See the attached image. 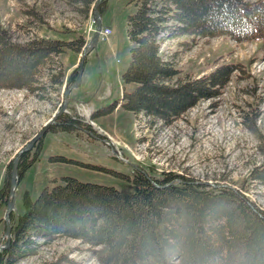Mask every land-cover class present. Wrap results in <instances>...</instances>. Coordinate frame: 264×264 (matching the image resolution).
<instances>
[{
  "label": "rangeland",
  "instance_id": "374dc122",
  "mask_svg": "<svg viewBox=\"0 0 264 264\" xmlns=\"http://www.w3.org/2000/svg\"><path fill=\"white\" fill-rule=\"evenodd\" d=\"M92 4L85 10L84 0H0V28L18 43L83 38V46L95 28ZM135 9L133 1L110 0L104 14L98 13L106 31L85 54L78 81L71 73L81 51L63 44L61 51L43 58L28 85L0 86V187L19 149L58 110L53 123L62 114L74 120L69 130L51 123L25 150L30 162L18 172L10 241L3 250L24 209L23 194L34 199L44 188L64 183L66 175L123 188V175L136 169L149 178L175 174L178 182L185 177L206 188L231 187L264 216V183L254 177L264 160V37L236 40L227 34L174 32L166 25L157 43L160 58L176 69L170 82L197 78L224 64L233 70L212 96L197 98L163 120L122 105L124 91L136 85L122 78L132 45L126 15ZM172 22L169 18L167 24ZM112 102L110 111L94 116ZM5 208L6 202H0V241L6 239ZM57 234L35 236L36 250L10 259L4 254L0 264H100L89 242Z\"/></svg>",
  "mask_w": 264,
  "mask_h": 264
},
{
  "label": "trees",
  "instance_id": "16d2710c",
  "mask_svg": "<svg viewBox=\"0 0 264 264\" xmlns=\"http://www.w3.org/2000/svg\"><path fill=\"white\" fill-rule=\"evenodd\" d=\"M129 1L136 9L126 15L132 45L122 78L136 85L124 91L122 105L133 112L167 120L197 98L212 96L233 70V65L224 64L206 75L170 82L176 69L160 58L157 43L166 25L174 32L227 34L236 40L264 37V0ZM92 2L84 0L85 10ZM105 3L100 1V12ZM63 44L80 51L83 38L18 43L0 28V86L28 85L43 58L61 51ZM71 74L74 79L76 70ZM114 105L100 108L94 116ZM58 121L51 127L74 126L65 114ZM27 155L23 152L18 160L20 174L29 165ZM256 169L255 179L264 183V160ZM10 171L11 163L0 187L2 203L7 202ZM123 177V188L66 175L64 183L44 188L34 199L25 192L13 239L0 259L4 254L10 259L33 252L39 245L35 236L51 239L63 232L94 246L100 264H264V216L233 188H206L185 177L178 182L175 174L149 178L138 169Z\"/></svg>",
  "mask_w": 264,
  "mask_h": 264
},
{
  "label": "water",
  "instance_id": "95a60500",
  "mask_svg": "<svg viewBox=\"0 0 264 264\" xmlns=\"http://www.w3.org/2000/svg\"><path fill=\"white\" fill-rule=\"evenodd\" d=\"M101 0H95L93 6H92V11L93 14L95 16L96 19V27H95V31L93 32L90 40L83 46L82 52H81V56H80V60L77 66V76H76V81H78L81 78V74H82V70L84 67V56L87 52V50L89 49V47L91 45H93L95 43V41L98 38V34L101 28V22H100V18H99V14H98V10H97V6L100 3ZM61 112V110H58L43 126L42 128L23 146L19 149V151L16 153V155L14 156L12 163H11V180H10V187H9V199L7 201L6 204V208H5V212H4V219L6 222V239L3 242H0V250L4 249L10 241V224L8 223L9 220V216L11 214V211L14 207V203H15V186H16V182L18 180V177L16 175L17 173V160L19 158V156L21 155V153L23 151H25L26 149L30 148V146L33 144V142L39 138L40 136L43 135V133L47 130V128L50 126L51 123L54 122L56 116Z\"/></svg>",
  "mask_w": 264,
  "mask_h": 264
},
{
  "label": "crops",
  "instance_id": "0c3cea01",
  "mask_svg": "<svg viewBox=\"0 0 264 264\" xmlns=\"http://www.w3.org/2000/svg\"><path fill=\"white\" fill-rule=\"evenodd\" d=\"M109 1L110 0H107V3H106V5H105V7L107 8V6H108V4H109ZM104 10H105V8H104ZM104 14V13H103Z\"/></svg>",
  "mask_w": 264,
  "mask_h": 264
},
{
  "label": "built area",
  "instance_id": "2783aa9c",
  "mask_svg": "<svg viewBox=\"0 0 264 264\" xmlns=\"http://www.w3.org/2000/svg\"><path fill=\"white\" fill-rule=\"evenodd\" d=\"M106 31V30H105Z\"/></svg>",
  "mask_w": 264,
  "mask_h": 264
}]
</instances>
